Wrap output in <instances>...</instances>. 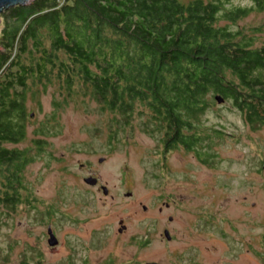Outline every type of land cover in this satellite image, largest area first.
<instances>
[{
	"label": "rangeland",
	"instance_id": "374dc122",
	"mask_svg": "<svg viewBox=\"0 0 264 264\" xmlns=\"http://www.w3.org/2000/svg\"><path fill=\"white\" fill-rule=\"evenodd\" d=\"M230 6L252 9L218 24L262 45L264 0ZM26 96V137L4 145L29 148L33 161L24 200L0 206V264H264V127L252 129L230 100L213 99L199 117L211 138L202 162L182 147L163 152L141 104L124 126L79 81L69 94L56 80L30 84Z\"/></svg>",
	"mask_w": 264,
	"mask_h": 264
},
{
	"label": "trees",
	"instance_id": "16d2710c",
	"mask_svg": "<svg viewBox=\"0 0 264 264\" xmlns=\"http://www.w3.org/2000/svg\"><path fill=\"white\" fill-rule=\"evenodd\" d=\"M230 1L33 0L0 12V206L24 200L22 171L33 158L4 144L26 137L30 84L56 80L69 94L79 81L124 126L141 104L163 152L182 147L202 162L211 138L199 117L215 95L252 129L264 127V43L218 24L252 9ZM32 141L38 151L45 143Z\"/></svg>",
	"mask_w": 264,
	"mask_h": 264
},
{
	"label": "water",
	"instance_id": "95a60500",
	"mask_svg": "<svg viewBox=\"0 0 264 264\" xmlns=\"http://www.w3.org/2000/svg\"><path fill=\"white\" fill-rule=\"evenodd\" d=\"M32 1L33 0H0V12H2L4 9H7V8L14 6V5L26 6V5L30 4ZM214 99L218 103L223 102V100H224L220 95H215ZM99 161H102V159L100 158ZM83 180L85 183H87L89 185H94L97 181V179L93 176L85 177ZM100 188H101L103 194H107V188L105 186H101ZM119 223H121V221H119ZM120 230L121 229H119V231ZM47 234H48V239H47L48 244L52 245V246L56 245L57 239H56L55 235L53 234L50 226L47 228ZM163 235L167 240L170 238V235L166 229L163 231ZM147 264H157V263L148 262Z\"/></svg>",
	"mask_w": 264,
	"mask_h": 264
},
{
	"label": "flooded vegetation",
	"instance_id": "af4514ba",
	"mask_svg": "<svg viewBox=\"0 0 264 264\" xmlns=\"http://www.w3.org/2000/svg\"><path fill=\"white\" fill-rule=\"evenodd\" d=\"M261 164L263 165L264 162H262ZM96 184H97V181H96V183H95L94 185H96ZM167 205H168V203H165V206H167ZM159 210H160V209H159ZM170 218H171V217H170ZM170 218H169V220H171ZM164 230H165V229H164Z\"/></svg>",
	"mask_w": 264,
	"mask_h": 264
}]
</instances>
